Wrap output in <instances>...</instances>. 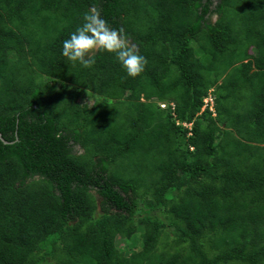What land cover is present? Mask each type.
Instances as JSON below:
<instances>
[{
    "label": "trees",
    "instance_id": "trees-1",
    "mask_svg": "<svg viewBox=\"0 0 264 264\" xmlns=\"http://www.w3.org/2000/svg\"><path fill=\"white\" fill-rule=\"evenodd\" d=\"M0 133V264H264V0H0Z\"/></svg>",
    "mask_w": 264,
    "mask_h": 264
},
{
    "label": "clouds",
    "instance_id": "clouds-1",
    "mask_svg": "<svg viewBox=\"0 0 264 264\" xmlns=\"http://www.w3.org/2000/svg\"><path fill=\"white\" fill-rule=\"evenodd\" d=\"M82 23L69 38L63 41L62 55L72 65L79 64L91 67L95 63L94 54L104 51L115 56L130 77H137L144 72L147 58L128 43L127 34L123 29L117 30L98 10H89L82 16ZM202 111H214L213 98H207ZM192 127V124H190ZM190 128V127H189Z\"/></svg>",
    "mask_w": 264,
    "mask_h": 264
},
{
    "label": "rangeland",
    "instance_id": "rangeland-1",
    "mask_svg": "<svg viewBox=\"0 0 264 264\" xmlns=\"http://www.w3.org/2000/svg\"><path fill=\"white\" fill-rule=\"evenodd\" d=\"M251 52L252 53H256V52H253L252 50H251ZM81 102L82 103H87V104H89V105H92L94 102H95V97L93 96H90L89 94H84L83 96H82V99H81ZM167 105H169V104H167ZM162 106L163 107H165L166 106V104H162ZM185 126L186 127H190L191 128V125L190 124H185ZM120 239H118V241H119Z\"/></svg>",
    "mask_w": 264,
    "mask_h": 264
},
{
    "label": "water",
    "instance_id": "water-1",
    "mask_svg": "<svg viewBox=\"0 0 264 264\" xmlns=\"http://www.w3.org/2000/svg\"><path fill=\"white\" fill-rule=\"evenodd\" d=\"M2 137L1 133H0V138Z\"/></svg>",
    "mask_w": 264,
    "mask_h": 264
}]
</instances>
